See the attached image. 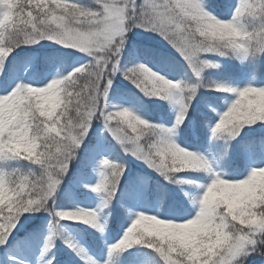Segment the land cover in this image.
Instances as JSON below:
<instances>
[{
	"label": "snow or ice",
	"instance_id": "snow-or-ice-1",
	"mask_svg": "<svg viewBox=\"0 0 264 264\" xmlns=\"http://www.w3.org/2000/svg\"><path fill=\"white\" fill-rule=\"evenodd\" d=\"M134 29L167 46L148 50L156 57L151 67L122 63ZM45 40L74 51L39 59L21 56ZM76 53L85 62L60 71ZM212 56L247 60L252 80L264 81V0H237L234 7L225 0H0V262L17 264L9 236L21 217L46 212L52 219L36 264H54L48 254L57 239L81 264H112L119 253L133 257L132 264H264V136L237 140L245 128L264 127V83L249 80L233 87L205 79L207 70L219 67ZM21 64L32 66L27 82ZM47 64H55L57 71L44 82L38 74L47 77ZM117 75L145 97L171 106V126L111 105ZM201 88L211 91L198 94ZM217 92L234 96L223 111H215ZM201 105L203 113L196 117ZM193 119L203 122L209 139L224 141L211 153L212 161L173 138ZM96 122L107 134L97 141L98 148L110 147V137L125 155L164 180L194 186L186 196L172 197L168 218L136 213L103 260L64 237L57 225L73 221L103 232L98 209L114 196L124 166L106 157L98 160L99 179L86 185L103 194L98 209L54 210L49 205ZM183 153L193 154L196 163L181 166ZM257 153L262 163L252 166L248 161ZM200 172L205 175H196ZM140 248L150 250L144 259L135 255Z\"/></svg>",
	"mask_w": 264,
	"mask_h": 264
},
{
	"label": "rangeland",
	"instance_id": "rangeland-1",
	"mask_svg": "<svg viewBox=\"0 0 264 264\" xmlns=\"http://www.w3.org/2000/svg\"><path fill=\"white\" fill-rule=\"evenodd\" d=\"M232 1L233 2L230 5L234 7L237 3V0ZM229 15H231V9L229 10ZM138 33L139 30L136 29L133 30L132 33H129L130 39L125 45V50L130 44L144 41L149 42L150 44H153L155 46L165 48L167 47L164 41L161 40L159 37H155L150 33ZM47 43H49V45H53L61 49V46L57 44H54L50 41H47ZM63 50H65V53H71L74 51L73 49L68 48H63ZM34 57H37V55L34 54ZM210 58L213 59L219 66L222 65L221 57L212 56ZM231 59L241 65H244L245 68H243V71L245 74L243 77H240L235 80L218 79L213 74H209V71L213 70L209 69L204 73L205 79L218 83H225L233 87H242L247 81L252 80V76L247 72L248 61H240L234 58ZM260 59L261 61H264V57H261ZM130 61L147 62L150 67L152 66L150 61L142 59L136 53H134ZM83 62L85 61L81 58V54L76 53L75 56L69 57L68 61L66 60V62L64 63V67H62L60 71L68 70L70 69L71 65ZM122 63H124V61H122ZM22 65V71L23 75L25 76V82H27V80L33 75V69L31 65ZM45 70L48 73L46 78H44L43 72L39 73L38 75L40 78L44 79V82H47V80L51 79L52 76L55 74V72L57 71V67L55 64H47ZM252 82L257 86H259L260 83H264V81L257 80H252ZM115 85L127 86L128 89H131L132 91L135 90L138 94H133L131 96L128 95V93L118 94L113 91V87H115ZM208 91H211V89L201 88L199 89L198 94L205 93ZM225 94L226 95L223 99H221V102L217 104L215 111H223L226 108L227 103H229L231 99L234 98L232 94ZM108 99L111 105L129 107L134 112H136V114L153 123L163 124L164 126L170 127L174 119V110L166 102L155 98L150 99L148 97H145L128 81L124 80L119 75H117L113 79V84L110 89ZM143 99L148 103L147 108L142 105ZM157 102H159L160 105H158L154 109V104ZM208 111H212L211 106H208ZM100 129L101 125L99 124V122L94 123L92 130L90 131L89 135L85 138V141L82 143L81 148L78 150L76 158L72 161L68 172L64 175L54 198L49 201V205L54 210H71L78 207L85 209H98V205L101 202V196L103 194L94 193L90 191L89 187H86V185H94L99 179L98 160L102 157H106L110 161L120 163L124 166L125 171L121 177L120 183L117 186V190L114 196L106 207H104L103 209H98V222L104 225L103 232H99L96 229L90 227L89 225L79 224L73 221H60L59 225H57L59 231H61V228L73 230V242L78 247L84 248L88 255L92 256L94 259L97 260H103L107 258V247L121 238L123 232L126 230L131 220L135 218L136 213L143 212L145 214L157 215L158 218L161 219L168 218L163 215L160 211V200L158 201V199L156 198L155 201L150 202L147 199L145 188L152 187V177H157L158 180H161L166 185L170 184L174 185L175 187L178 186L179 188L178 184L173 183L169 180H164L162 176L144 166L140 161H138L131 155H125L119 149V147L114 144V142H111L110 137L108 138L111 144L110 147L107 145H101L98 148L97 141L100 139L101 136L107 135L106 133H101ZM181 129H183V125H181L180 128H178L174 133V140L181 147H184L187 150L196 151L205 155L206 158H208L210 161H212L211 153L217 151L218 145L224 143L223 140L214 141L209 139V133L207 132V143L208 145L211 144L212 149H208L206 147L192 148L183 142L181 137ZM255 129H257V125H252L250 129H243L241 131L240 137H237V140H240L242 137L243 141L245 142L252 141L254 140V137H252V135L259 131L262 132L264 130V127L260 128L259 130ZM231 143L235 144L236 142L232 141ZM248 163H251L252 166H260L262 161L252 159L249 160ZM216 170L223 171L220 168H217ZM176 175L178 177H183L185 180L189 179V177L184 176L183 173H178ZM198 175L203 176L205 174L203 172H200ZM125 182L126 185L123 187L122 183L125 184ZM117 192L121 195L120 198L123 199L125 210L118 211L119 221L116 225H114L113 214L116 213V211L115 209H113L112 203L115 202V195ZM25 216L29 217V219L25 220L24 216L21 217L22 223H18L16 226V229H19V231L17 232L16 229H13L14 239L13 236H9V240L12 241L10 251L16 253L17 264H36V258L39 256V250L42 246L43 240L48 234V225L52 217H50L46 212L26 213ZM74 225L76 226V229H74ZM88 236H91V240ZM2 247L3 246H0V248ZM135 247L139 248L140 246ZM127 251L133 252L134 249H128ZM51 252L52 250L50 251V253ZM146 253H150V250H144L140 248V252L135 253V255L137 257L138 254L142 258H144V255ZM125 257H127V255L124 253L114 255L112 257V264H132L133 258H131L130 261L125 262L122 260L127 259ZM78 260L80 261V259ZM0 264H2V262H0Z\"/></svg>",
	"mask_w": 264,
	"mask_h": 264
},
{
	"label": "trees",
	"instance_id": "trees-1",
	"mask_svg": "<svg viewBox=\"0 0 264 264\" xmlns=\"http://www.w3.org/2000/svg\"><path fill=\"white\" fill-rule=\"evenodd\" d=\"M225 2L228 4H232V0H225ZM32 47L34 51H31V52H21V49H16V52H21V56H25V57L26 56L34 57V54H36L38 59L44 57L45 55H59L60 53H65L64 52L65 50H63V48L60 49L53 45H49V43H47L46 40L41 41L39 44L34 45ZM156 47H159V46H155L146 41L130 44L127 46L125 50V55L123 56L122 61H124V63L130 61L134 53H136L142 59L150 61L151 64H153L156 62V57L148 56L146 53L148 52V50L152 48H156ZM68 58H66L67 61H68ZM6 61H7V58H6ZM221 63L222 65L219 66L218 68L210 70L209 74H213L214 76H216V78L223 79V80H226V79L235 80V79H238L244 76L245 74L243 71V68H245L244 65H241L238 62H235L230 57H225V59L222 58ZM50 65H53V64H50ZM22 66L23 65L21 64L20 65L21 70H23ZM1 72H2V69H1ZM178 75L179 74H177V76ZM257 81H260V80L257 79ZM113 91L118 94L128 93V95L130 96L133 94H138L135 90L132 91L131 89H128L127 86H122V85H115V87H113ZM215 95L220 97L219 102H221V99H223L226 94L217 92L215 93ZM147 104L148 103L143 99L142 105L147 108L148 107ZM158 105H160L159 102L155 103L154 109ZM202 113H203V107L198 106L196 110V117H200ZM207 130L208 129L204 126L202 121L193 119V121L189 123L186 129H184L183 127V130L181 131V137H182L183 142L192 148L193 147H200V148L206 147L208 149H212L211 144L208 145L207 143V136H208ZM262 136H264V130L262 132L259 131L252 135V137H254V140H259ZM253 159H256L257 161H261L259 153H257ZM198 174L199 173H197L196 175ZM152 180H153L152 187L145 188L147 199L150 202L155 201L156 198L158 199V201L160 200L159 202L160 211L165 216L171 207L172 197H177V198L184 197L188 193L192 192L194 189V186L192 184H179V188H178V186L175 187L174 185H170V184L166 185L161 180H158L157 177H152ZM122 184L124 187L126 185V182L125 184L124 183ZM120 196L121 195L117 192L115 195V202L112 203L113 209H115L116 211V213L113 214L114 225H116L117 222L119 221L118 211L125 210L123 199L120 198ZM74 229H76L75 225H74ZM61 231H62L61 234L64 237L71 239L73 241V235H74L73 230L61 228ZM88 237L91 240V236H88ZM48 255L50 257H55L54 264H81V262L78 260V257L74 255L73 252L70 251L68 247H66L65 244L62 243L60 240H56L54 249H52V252L49 253ZM125 258L127 259H122V260L125 262H128L133 257L127 256ZM137 258L144 259L146 258V256L144 255V258H142L140 255L137 254Z\"/></svg>",
	"mask_w": 264,
	"mask_h": 264
},
{
	"label": "clouds",
	"instance_id": "clouds-1",
	"mask_svg": "<svg viewBox=\"0 0 264 264\" xmlns=\"http://www.w3.org/2000/svg\"><path fill=\"white\" fill-rule=\"evenodd\" d=\"M178 163L183 167L193 166L196 161L193 154L183 153L178 157Z\"/></svg>",
	"mask_w": 264,
	"mask_h": 264
}]
</instances>
